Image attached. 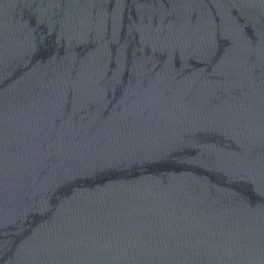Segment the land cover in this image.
Returning <instances> with one entry per match:
<instances>
[{"label":"water","instance_id":"obj_1","mask_svg":"<svg viewBox=\"0 0 264 264\" xmlns=\"http://www.w3.org/2000/svg\"><path fill=\"white\" fill-rule=\"evenodd\" d=\"M0 264H264V0H0Z\"/></svg>","mask_w":264,"mask_h":264}]
</instances>
